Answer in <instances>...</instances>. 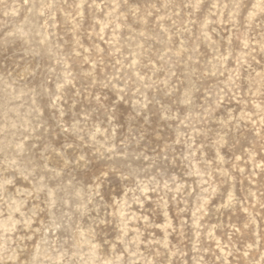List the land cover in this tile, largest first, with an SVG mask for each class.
Masks as SVG:
<instances>
[{
	"label": "rangeland",
	"instance_id": "rangeland-1",
	"mask_svg": "<svg viewBox=\"0 0 264 264\" xmlns=\"http://www.w3.org/2000/svg\"><path fill=\"white\" fill-rule=\"evenodd\" d=\"M0 264H264V0H0Z\"/></svg>",
	"mask_w": 264,
	"mask_h": 264
}]
</instances>
